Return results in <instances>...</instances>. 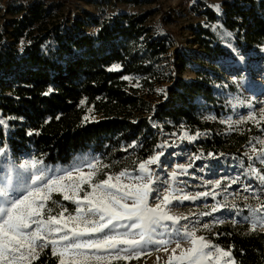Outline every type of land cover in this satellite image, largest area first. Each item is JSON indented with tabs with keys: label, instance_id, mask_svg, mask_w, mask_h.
<instances>
[{
	"label": "trees",
	"instance_id": "obj_1",
	"mask_svg": "<svg viewBox=\"0 0 264 264\" xmlns=\"http://www.w3.org/2000/svg\"><path fill=\"white\" fill-rule=\"evenodd\" d=\"M195 10L209 21L217 18L207 5ZM6 13L11 17L6 18ZM6 13L0 14V111L9 131L5 135L2 129L0 139L12 157L32 155L45 163L66 164L86 150L107 156L117 151L120 160L112 163L116 172L132 168L154 152L160 135L152 119L164 131L181 124L191 130L212 127L202 120L195 102L201 97L215 103L208 79L185 81L168 75L170 84L155 101L139 95L122 79L139 75L152 86L164 81L153 65L170 45L147 25L151 11L119 12L102 19L84 12L68 20L59 3L33 0L27 7L10 3ZM219 20L233 36V49L249 51L264 44V0H224ZM186 28L193 34L191 43L207 55L230 54L210 28L200 23ZM114 65L120 70L109 71ZM49 88L53 91L43 95ZM89 107L100 117L84 122ZM30 131L39 134L28 135ZM248 138L214 133L199 144L218 153L241 148ZM245 229L220 224L209 238L225 250L232 246L235 264H264V230ZM45 262L56 264L49 248L33 264Z\"/></svg>",
	"mask_w": 264,
	"mask_h": 264
},
{
	"label": "rangeland",
	"instance_id": "obj_2",
	"mask_svg": "<svg viewBox=\"0 0 264 264\" xmlns=\"http://www.w3.org/2000/svg\"><path fill=\"white\" fill-rule=\"evenodd\" d=\"M33 0H0L1 13H6L10 3L17 2L24 7L30 5ZM50 4L59 3V9L64 13V19L71 20L75 15H83L84 12H90L101 19L109 17L119 12H127L129 14H138L145 11H151L152 14L147 21V25L151 27L154 34L165 37L170 45V49L162 55L157 62H154L153 68L160 73V78L164 81L156 82L153 86L144 83L139 75H127L128 85L137 89L138 94L146 99L155 101L158 95L164 91L158 92L159 89L165 90L170 84L166 80V76L178 77L185 81L206 78L213 87L214 104H208L201 97H196L195 102L199 105V113L205 122H209L212 127L203 130L194 128L189 129L181 124L179 127L173 128L171 131H164L162 124L156 120H151V125L160 135V142L155 146L154 152H163L161 157L162 164L160 166L153 165V175L159 177L155 187L158 188L159 194L162 196L167 184L168 174L172 172L177 165H189L186 175L177 177V187L183 188L186 193L195 195L197 192L213 191L216 198L212 196L201 197L196 200H186L183 202L173 201L169 205L168 210L174 216H184L188 219L181 220L177 227L183 225L188 226V230L195 231L197 236H203L213 242L209 235L217 225L230 223L236 228H243L249 231L250 222L244 217L248 215V207H255L260 201H264V185L246 175L247 165L252 163L254 167H264L258 161H248L246 153L252 155L251 148L255 146L257 149L264 147L257 143V140H264V121L259 120L261 110L264 109V44L250 49L249 51L236 50L233 51V36H224L223 33L228 32L221 21L222 2L224 0H140L133 2L128 0H43ZM201 1V2H200ZM204 5L209 6L216 13V20L209 21L206 16L199 14L195 9H203ZM219 6V11L215 6ZM10 14L6 13V18H10ZM3 20L0 18V26ZM189 23H200L204 27L210 28L217 40L222 46L230 52L227 55H207L198 46L191 43L193 34L187 30L186 25ZM218 26V27H214ZM94 26H89L88 30L95 32ZM170 32L172 36H168ZM158 79V78H157ZM152 81V80H151ZM139 86H133L137 84ZM92 111L89 112L88 109ZM84 115L88 116V120H96L100 117L89 107ZM249 113L256 116V120H245ZM0 118L5 120L6 127L3 128L5 135L8 134L9 125L7 118H4L0 111ZM223 121V122H222ZM227 121H241L239 124H232L229 127ZM225 138L229 134H247L248 141L241 148H227L225 151L214 153L205 150L200 145V141L213 134ZM196 135L195 140L181 139L182 136ZM198 134V135H197ZM251 141V143H249ZM135 144V143H134ZM0 146H4L6 151L0 155V177L8 176L15 180L17 175L22 179H27L30 175L20 169V165L30 162L33 159L42 161L32 155H23L20 157H12L10 150L3 144L0 139ZM159 146V147H158ZM117 152V151H114ZM110 151L111 156L102 155L95 150H86L76 154L66 164H49L43 162L42 166L46 169H67L74 162H94L99 160L98 167L109 165L98 173L96 180L103 179L104 172L109 174L118 173L121 170H127L129 177L137 175L138 162L132 168H122L116 172H112L114 168L112 163L117 162L119 155ZM211 154V155H210ZM150 155V156H151ZM148 156V157H150ZM110 157V158H109ZM147 157V158H148ZM193 157H199L193 160ZM108 158V159H107ZM146 158V159H147ZM144 159V160H146ZM111 160V162H110ZM143 161V160H142ZM84 171H88L85 167ZM237 183H231L237 179ZM124 183H129V178H122ZM221 181V186L213 188L206 181ZM231 184L230 187L228 185ZM251 184L253 191H244V186ZM86 190L90 191L87 186ZM71 194V193H69ZM82 196L83 193L81 192ZM53 200L67 207L69 212H73L74 205L70 201H63L61 193H53ZM259 197V201L255 198ZM155 195L150 196L149 203L155 206L157 203ZM213 205L219 207V211L209 216L200 215L205 211H210ZM48 206L53 208V214L60 211L51 201ZM235 221V222H234ZM171 223V222H167ZM203 224H209V229H204ZM264 230V228H258ZM184 248L190 246L186 240L181 241ZM175 247L174 243L168 245L169 253L171 248ZM47 249V248H46ZM44 249L43 252L46 250ZM50 249V247H49ZM51 251V249H50ZM179 251V250H178ZM42 252V253H43ZM41 253V254H42ZM164 251H155L154 248L150 254H146L139 259H134L128 264H155L153 258L157 256L160 259L159 264H166L168 254ZM157 255V256H155ZM34 262V261H33ZM32 262V264H33ZM124 264V262H118Z\"/></svg>",
	"mask_w": 264,
	"mask_h": 264
},
{
	"label": "snow or ice",
	"instance_id": "obj_3",
	"mask_svg": "<svg viewBox=\"0 0 264 264\" xmlns=\"http://www.w3.org/2000/svg\"><path fill=\"white\" fill-rule=\"evenodd\" d=\"M215 7L219 11V6ZM223 35L232 34L225 32ZM119 70V65L109 68V71ZM122 79L131 78L123 76ZM133 86H139L138 82ZM52 91L49 88L43 95L47 96ZM85 102L82 99L80 103L83 105ZM88 119V116L83 117L84 122ZM244 119L257 118L249 113ZM259 120L264 121V109ZM227 123L231 127L241 121ZM4 127L6 122L0 118V134ZM27 134L39 133L30 131ZM185 138L192 141L197 136L185 134L181 137ZM257 143L264 145V140L258 139ZM5 151V147L0 146V155ZM251 152L252 155L245 154L248 161H258L264 166V147L257 149L253 146ZM163 155V152H157L141 161L137 165L138 174L131 177L125 169L115 174L104 172L105 178L96 180L98 173L109 167L107 164L98 167V159L84 163L76 161L67 169H46L42 161L33 159L19 166L25 172L30 171L27 179H22L19 174L15 180L8 176L0 177V264H32L49 247L56 264H128L150 254L153 248L157 252L169 253L168 245L171 243L175 247L171 248L166 264H235L232 246L225 250L205 237L197 236L195 231L188 230L187 225L177 227L181 220L188 218L170 214L168 207L173 201H194L208 196L215 199L216 193L209 190L192 195L176 186L183 183L178 182L177 177L187 174V168L191 167L189 164L177 165L168 174V180L164 181L167 188L161 196L154 186L160 178H154L151 166H160ZM198 158L193 157V160ZM85 167L88 171H84ZM246 175L264 185V167L257 168L249 163ZM122 178H129L130 182L124 183ZM237 182L238 178L231 181L233 184ZM206 184L218 188L221 181H206ZM85 185L90 191L85 189ZM244 191L255 190L248 184L244 186ZM53 193H61L63 201H70L75 206L73 212L53 200ZM152 195L158 201L155 206L149 203ZM49 201L60 211L53 214ZM217 211L219 207L213 205L210 211L200 215L209 216ZM247 211L244 219L250 222L249 231L264 228V201L255 207H248ZM202 227L209 229L210 225L203 224ZM182 240L190 246L182 247Z\"/></svg>",
	"mask_w": 264,
	"mask_h": 264
},
{
	"label": "built area",
	"instance_id": "obj_4",
	"mask_svg": "<svg viewBox=\"0 0 264 264\" xmlns=\"http://www.w3.org/2000/svg\"><path fill=\"white\" fill-rule=\"evenodd\" d=\"M155 256H157V255H155ZM158 257V256H157ZM157 257L156 258H153V262L155 263V264H159V262H160V259H159V261L157 260Z\"/></svg>",
	"mask_w": 264,
	"mask_h": 264
}]
</instances>
